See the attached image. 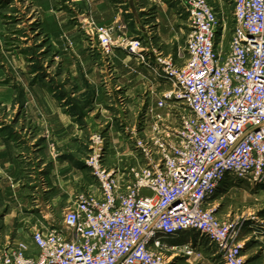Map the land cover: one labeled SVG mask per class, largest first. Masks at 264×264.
I'll return each instance as SVG.
<instances>
[{
  "label": "built area",
  "instance_id": "built-area-1",
  "mask_svg": "<svg viewBox=\"0 0 264 264\" xmlns=\"http://www.w3.org/2000/svg\"><path fill=\"white\" fill-rule=\"evenodd\" d=\"M232 1L225 47L224 12L181 0L189 28L181 64L88 22L105 56L119 47L149 70L147 94L168 116L147 114L124 163L104 166L94 151L86 160L94 190L74 196L61 228L40 224L6 242L0 264H172L166 252L199 255L190 242H167L182 231L213 244L222 264H246L242 225L220 221L212 201L228 178L264 185V0Z\"/></svg>",
  "mask_w": 264,
  "mask_h": 264
},
{
  "label": "rangeland",
  "instance_id": "rangeland-1",
  "mask_svg": "<svg viewBox=\"0 0 264 264\" xmlns=\"http://www.w3.org/2000/svg\"><path fill=\"white\" fill-rule=\"evenodd\" d=\"M58 1L62 9L68 10L65 15L71 17L70 21L77 26L76 30L80 32L82 38L88 40L90 63L96 67L101 77L96 84L87 82L83 76H79L78 80L64 76V71L73 64V61L69 57H66L67 61H64L63 56L61 60V56L57 55L56 49L50 43V35L47 32L48 24L45 22L43 12L48 4L43 5L38 0H0V22L2 24L0 59H3L7 52L15 51L21 54L29 75L30 85L37 83L40 86L57 90L62 96H66L65 102L71 100L70 103H73L78 115L82 116L86 113L92 115L90 122L81 123L80 121L78 124L81 130L78 136V146L82 142L79 150L83 154L78 168L86 174L84 176L86 179H91L92 175L86 165V160L94 151L101 152L104 166L124 163L129 153L130 142H132V133L142 131L147 114L149 118L153 113H161L166 117L168 113L163 109H157L154 104L156 98L153 96L150 100L147 94L145 85L150 81L149 70L124 49L125 53L131 57L130 59H134L132 61L135 62L132 68L128 66L130 74H139L138 67L143 70L145 67L147 72L142 71V85L134 90L132 96L131 91L125 94L124 86L118 87L119 85L112 84L111 76L116 73L113 52L110 56H105L100 51L97 38L88 25L89 15L80 14L74 0ZM125 1V6L134 7L132 0ZM228 8L232 10V0H228ZM183 12L187 14L185 10ZM76 14L83 17L79 19ZM226 17L228 29L224 38L225 47L228 46L233 27L231 13ZM106 26L113 28L115 40L124 36L118 26L113 24ZM188 33L189 28L184 34L185 42L181 43L182 51L185 49ZM132 37L141 40L146 53L156 49L148 42L144 44L142 37ZM61 39L65 44V46L62 45L64 51L65 48L71 47V42L66 36L63 35ZM116 48L119 47H114ZM157 50L164 55H171L158 48ZM171 56L174 57V55ZM174 58L178 64H181V58ZM5 65L6 62L3 59L1 66L5 68ZM83 67L81 62H77V70H83ZM72 68L75 69L74 66ZM6 75V81L11 84L16 93L19 92L20 84L16 82L14 74L12 75L11 71L6 69ZM19 100L17 96L15 99L17 108L11 111H7L0 105V132L4 138L12 140L16 148L15 161L18 163L16 171L0 169V250L6 242L16 238L22 239L25 229L37 227L40 224L61 228L63 211L69 205L66 201L68 198L66 193L56 189V187L60 188L59 182L54 177H50L51 180L46 177L47 165L40 166L43 161L40 158L42 140L49 137L48 127L37 130L35 122L26 120ZM90 183L95 187L93 178ZM75 185L76 191H73L70 203L76 194L84 192L83 187ZM227 185L233 186L232 190H228V187L227 189L220 188L213 198L216 217L222 222L241 224L236 237L239 243H242L241 253L244 254L245 250L251 248L249 254L253 256L256 252L255 254L259 257L255 264H264L262 249L256 248L260 246L261 236L251 234L248 226L253 223L259 231L264 229L262 228L264 226V192H258L264 189L262 188L264 185L252 187L245 181L231 178H228Z\"/></svg>",
  "mask_w": 264,
  "mask_h": 264
},
{
  "label": "crops",
  "instance_id": "crops-1",
  "mask_svg": "<svg viewBox=\"0 0 264 264\" xmlns=\"http://www.w3.org/2000/svg\"><path fill=\"white\" fill-rule=\"evenodd\" d=\"M209 1L215 8H220L225 16L232 13V10L230 11L228 8V0ZM38 2L43 3V5L48 4L43 12L45 22L48 24L47 32L50 35V43L56 49L57 55L61 56V60L63 56L64 61H67L66 57L73 61V64L64 71L65 75H63L73 80H78L79 76H83L87 82L96 84L101 77L96 71V67L90 63L88 40L83 39L80 32L76 30L77 26L70 21L71 17L65 15L68 10L62 9L58 4V0H38ZM125 2V0H74L80 14L86 13L89 15L88 21L91 19L100 24L118 26L121 34L128 37H142L144 44L148 42L149 45L174 55V57L182 51L181 43L185 42L184 34L188 29V23L187 14L183 12L184 7L181 0H132L134 4L132 8L125 6ZM76 16L79 19L83 17L77 14ZM1 32L2 24L0 22ZM63 35L71 42V47L65 48V51L62 49V45L65 46L64 41L61 39ZM112 55L115 59L114 71L116 72L115 75L111 76L112 84L114 86L119 85L118 87L124 86L125 94L131 91L132 96L134 90L142 85L141 74L142 71L147 72V69L144 66V70L138 67L139 74L132 75L128 70V66L131 68L134 66L135 62L132 61L134 59H130L131 57L119 48L114 49ZM3 59L6 62L5 68L1 66ZM3 59H0V105L7 111H11L17 108L15 99L18 96L25 119L32 123L35 122L37 130H42L45 126L48 127L49 137L42 140L40 158L43 161L40 166L47 165L46 177H54L59 182L60 188L56 187V189L58 191L63 190L66 193L68 196L66 201L70 205L73 191H76L75 184L83 187L84 192L92 191L95 188L90 183L92 178H87V180L84 177L86 174L78 168L83 155L79 150L82 147V142L78 146V136L81 131L78 124L80 121L81 123L90 122L92 115L87 113L82 114V116L78 115L72 105L73 103H70L71 100L65 102L66 96H62L57 90L40 86L37 83L30 85L29 75L21 54L15 51L7 52ZM77 62L84 65L83 70L76 69ZM72 66L75 67L74 70ZM6 69H9L12 75L14 74L16 82L20 84L19 92L16 93L11 84L6 81ZM150 80H152L151 75ZM145 86H148V84ZM98 97H100L99 93ZM15 153L16 148L12 140L4 138L2 132H0V169H9L11 172L16 171L18 163L15 161ZM232 188L233 186L228 185V190H232ZM258 192H264V189H260ZM52 201H54V198H52ZM248 226L251 229V234L261 236V239H259L260 246L256 248L262 249L264 255V229L254 232L253 228H256V224L250 223ZM30 229L32 228L23 231L22 239L28 238ZM167 242L172 245L190 242L199 252L198 256L193 255L189 258L179 252H166L165 256L172 264H222L215 246L193 231H182L176 237L167 239ZM249 250L251 248L245 250L243 254L245 262L246 264H255L259 257L255 254L256 252L253 253V256L249 254Z\"/></svg>",
  "mask_w": 264,
  "mask_h": 264
}]
</instances>
